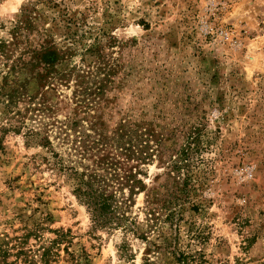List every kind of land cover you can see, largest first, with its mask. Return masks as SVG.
<instances>
[{"label":"rangeland","instance_id":"obj_1","mask_svg":"<svg viewBox=\"0 0 264 264\" xmlns=\"http://www.w3.org/2000/svg\"><path fill=\"white\" fill-rule=\"evenodd\" d=\"M0 43V264H264V0H0Z\"/></svg>","mask_w":264,"mask_h":264},{"label":"trees","instance_id":"obj_2","mask_svg":"<svg viewBox=\"0 0 264 264\" xmlns=\"http://www.w3.org/2000/svg\"><path fill=\"white\" fill-rule=\"evenodd\" d=\"M21 25L26 26L27 21L25 19H20L17 27L19 28ZM4 46L5 43H0V52H4ZM39 53V62L46 68V76H49L51 69H53L57 63L58 54L56 50L52 49L50 46L43 47ZM8 99L12 102L13 94L9 93ZM199 134L200 133L196 127L195 130L188 135L185 144L177 151V158L174 161L173 166L178 172H181V170L186 167L188 168L191 165L192 156H194L200 148ZM187 172L186 178L189 177V170ZM80 175L81 176H78L79 183L74 192L77 197L89 208L94 224L99 227H105L113 223L118 225L121 221H123V219H125L124 215H120L118 211L119 207L117 205H113L112 196L106 195L103 191L96 188L95 180L93 178H91L92 180L85 179V175ZM1 252L2 249L0 247V257L5 255L3 253L1 254ZM178 262L179 264H195L193 257L185 255V253L179 254Z\"/></svg>","mask_w":264,"mask_h":264}]
</instances>
